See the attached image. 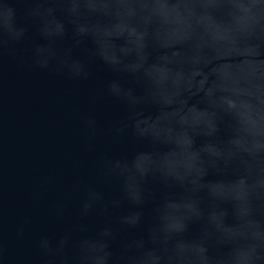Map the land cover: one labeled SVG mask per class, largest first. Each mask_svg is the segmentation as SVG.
Here are the masks:
<instances>
[{
    "label": "water",
    "instance_id": "1",
    "mask_svg": "<svg viewBox=\"0 0 264 264\" xmlns=\"http://www.w3.org/2000/svg\"><path fill=\"white\" fill-rule=\"evenodd\" d=\"M0 264H264V0H0Z\"/></svg>",
    "mask_w": 264,
    "mask_h": 264
}]
</instances>
